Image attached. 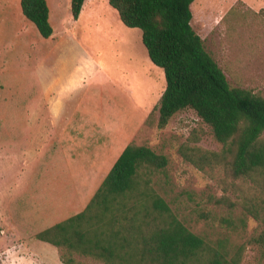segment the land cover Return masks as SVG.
Returning a JSON list of instances; mask_svg holds the SVG:
<instances>
[{
    "label": "rangeland",
    "instance_id": "374dc122",
    "mask_svg": "<svg viewBox=\"0 0 264 264\" xmlns=\"http://www.w3.org/2000/svg\"><path fill=\"white\" fill-rule=\"evenodd\" d=\"M46 2L53 35L43 38L33 23H21L19 0H0V119L6 122L0 123V215L12 217L0 218V229L11 224L9 231L22 233L36 256L18 264H63L56 247L34 238L47 226L43 216L81 188L85 204L129 142L166 155L168 164L153 173L152 185L192 232L240 246L257 222L239 207L215 202L236 197L231 179L220 170L201 171L178 153L190 135L198 137L192 144L218 150L210 127L191 109L175 113L163 128L155 124L156 113L152 124L145 121L165 80L140 29L125 26L103 0H88L77 20L70 0ZM190 8L192 27L230 86L264 97V0H194ZM48 101L61 102V115H73L72 122L44 123L56 115L47 112ZM0 256L14 264L13 257ZM240 264H264V256L247 245Z\"/></svg>",
    "mask_w": 264,
    "mask_h": 264
},
{
    "label": "trees",
    "instance_id": "16d2710c",
    "mask_svg": "<svg viewBox=\"0 0 264 264\" xmlns=\"http://www.w3.org/2000/svg\"><path fill=\"white\" fill-rule=\"evenodd\" d=\"M193 1L108 3L125 26L140 29L150 61L164 73V90L146 123L152 124L156 113L155 124L163 128L178 111L193 110L220 147L204 149L192 144L198 137L190 135L178 153L201 171L220 170L230 178L236 197L222 195L215 202L239 207L257 226L236 249L225 238L192 232L152 185L153 173L168 164L166 155L129 142L81 211L35 234L58 249L63 264H240L247 245L264 256V97L230 86L191 25ZM83 2L70 0L74 20ZM19 3L39 34L50 37L46 0ZM237 181L244 188L237 189Z\"/></svg>",
    "mask_w": 264,
    "mask_h": 264
},
{
    "label": "crops",
    "instance_id": "0c3cea01",
    "mask_svg": "<svg viewBox=\"0 0 264 264\" xmlns=\"http://www.w3.org/2000/svg\"><path fill=\"white\" fill-rule=\"evenodd\" d=\"M105 1L106 3H108V0H103ZM89 5L88 3V0H84L83 4H82V8H81V11H80V14L78 16L77 19L81 18V16L83 15V13L85 12L86 10V6ZM108 6L109 3H108ZM49 8V7H48ZM112 8V7H111ZM22 12V11H21ZM118 14V13H117ZM22 21L21 23H26L27 27L28 26H31V22L29 19H27L23 14H22ZM49 20H51V15L49 13ZM76 19V20H77ZM116 23H119V20L116 21ZM121 24V23H119ZM35 26V25H34ZM121 26V25H120ZM33 28V27H32ZM53 35V34H52ZM51 37V36H50ZM45 58V57H44ZM45 60V59H44ZM48 75H50V71L49 69L47 70L46 68L43 69V76L44 78H46ZM46 92H50L48 90H46ZM46 107H47V112H49L48 109L52 108L55 112H56V115H52V116H49L47 115L46 117H44V123L46 124H49V125H54V124H59L61 121H69V122H72L74 116L72 115V117H70V119H66V116L64 117L63 115H65L64 113L61 115V102L59 101H56V102H50L48 101V104L46 103ZM59 111H60V115H59ZM34 120V119H33ZM37 120V119H35ZM34 122V121H33ZM37 122V121H36ZM35 122V123H36ZM0 123H6L3 118L0 119ZM34 123V124H35ZM33 131H34V127H32ZM35 132H33V136H34ZM46 134V133H45ZM47 135H49V131L47 132ZM125 147V145L119 150V152L117 151V156L116 158L118 157V155L121 153V151L123 150V148ZM115 158V160H116ZM114 160V161H115ZM114 161L112 162V164L114 163ZM111 164V166H112ZM111 166L109 167V169L111 168ZM108 169V171H109ZM107 171V172H108ZM107 174V173H106ZM105 174V175H106ZM105 175L102 177V180L103 178L105 177ZM102 182V181H101ZM98 184V186L100 185V183ZM98 186L96 187V189L98 188ZM79 187H81V185H79ZM82 189V188H81ZM79 189L78 193L74 190L73 193L71 194V196L67 197V196H64V199H60L58 202H56L55 204H52V210H50L49 212H46V216L44 217L43 216V221H44V225H47L46 227H49L51 226L52 224L60 221V220H63V218H58L59 216H61V214H64L65 212L67 211H74L73 214L81 211L85 206L86 204L88 203V201L90 200V198L93 196L94 192L96 191V189L93 191V193L91 194V196L89 197V200L84 204L83 202V193H82V190ZM55 200V199H54ZM11 210V209H10ZM72 214V215H73ZM71 216V215H69ZM68 216V217H69ZM0 218L1 220L5 223V220H10L12 219L11 216L7 215V216H4V214L0 215ZM67 218V217H66ZM65 219V218H64ZM11 221V220H10ZM49 221V222H48ZM49 223V224H48ZM14 224V223H13ZM42 224V226H44ZM10 226H12L11 224L10 225H6V229L5 227L1 228L0 229V237L4 236V240H5V248H1L0 249V253L2 256H9L10 257H13V262L14 264H18V261H21V260H34L36 258L35 255H32V249L29 248V242L28 240H26L22 235V233H18V235H16L15 233H13L12 231H9L8 227L10 228ZM18 227V226H17ZM45 227V228H46ZM19 228V227H18ZM44 229V228H43ZM40 231V230H39ZM38 232V230L36 231V233ZM35 233V234H36ZM34 238H35V235H34ZM47 243V242H46ZM22 253H27L26 255H22ZM31 254V255H30ZM1 257V256H0ZM60 259V258H59ZM61 261V260H60ZM0 262L2 264H5L4 263V260L0 258ZM8 264V263H7Z\"/></svg>",
    "mask_w": 264,
    "mask_h": 264
}]
</instances>
